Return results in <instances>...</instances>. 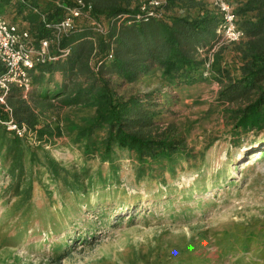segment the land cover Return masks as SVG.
Segmentation results:
<instances>
[{"label": "trees", "instance_id": "1", "mask_svg": "<svg viewBox=\"0 0 264 264\" xmlns=\"http://www.w3.org/2000/svg\"><path fill=\"white\" fill-rule=\"evenodd\" d=\"M83 1L92 6L103 33L76 19L59 39L66 55L36 65L27 93L11 86L5 95L9 110L0 103V169L11 178L8 198H29L36 184L50 197L44 178L84 202L100 187L117 183L123 161L129 162L135 183L167 184L166 177L182 164L202 158H195L188 143L190 129L166 123L162 107L174 104L167 100L173 91L211 80L220 86L214 101L229 143L237 146L251 137L264 145V0H227L243 34L236 43L224 42L217 32L222 17L213 0H158L146 10L140 0ZM70 6L72 0H0V17L26 30L36 46L53 38L47 25L62 20ZM4 72L0 61V75ZM154 73L167 93L118 95V86ZM10 120L18 128L25 125L38 144L30 147L24 137L7 131L3 122ZM63 136L83 164L68 169L44 149ZM93 160L96 168L88 164ZM46 217L57 224L55 215ZM243 235L231 239L243 251L250 250L244 247L253 241L248 237L260 236L264 247V230L248 226ZM220 251L224 257L232 252Z\"/></svg>", "mask_w": 264, "mask_h": 264}, {"label": "rangeland", "instance_id": "2", "mask_svg": "<svg viewBox=\"0 0 264 264\" xmlns=\"http://www.w3.org/2000/svg\"><path fill=\"white\" fill-rule=\"evenodd\" d=\"M219 87L211 80L168 95L174 104L162 107L163 120L190 129L188 143L202 160L182 164L167 184L135 183L123 161L117 183L84 202L44 178L50 197L36 184L18 200L8 198L11 178L0 169V264H264L263 238L248 237V252L231 241L248 226L264 230V145L251 137L229 143L214 101ZM116 89L121 96L168 91L157 73ZM3 124L9 132L23 129L30 147L38 144L25 125L13 131L14 123ZM44 146L68 169L83 164L65 136ZM221 248L232 252L224 257Z\"/></svg>", "mask_w": 264, "mask_h": 264}, {"label": "built area", "instance_id": "3", "mask_svg": "<svg viewBox=\"0 0 264 264\" xmlns=\"http://www.w3.org/2000/svg\"><path fill=\"white\" fill-rule=\"evenodd\" d=\"M140 1L141 10L158 6L160 3L158 0ZM213 2L222 17V24L217 32L222 34L226 43L238 42L243 34L234 24L235 15L230 4L227 0H213ZM79 18L87 20L94 30L103 33V27L92 16V6L83 0H72V6L68 8L66 16L56 24L47 25L48 28H53V38L41 39L35 46L30 42L26 30L0 17V61L5 68V72L0 75V89L3 91L0 97L1 104L5 105V95L13 85L24 93L29 91V72L36 65L56 61L66 55L68 51L59 48V39L72 31L74 21ZM206 67L208 68V64ZM5 110H9L6 105ZM11 123L12 120L9 121V124ZM11 130H16L15 124L11 126ZM22 131L23 129L17 130L16 134L20 136Z\"/></svg>", "mask_w": 264, "mask_h": 264}, {"label": "bare ground", "instance_id": "4", "mask_svg": "<svg viewBox=\"0 0 264 264\" xmlns=\"http://www.w3.org/2000/svg\"><path fill=\"white\" fill-rule=\"evenodd\" d=\"M258 152H259V151H258ZM258 152H256L255 155H256Z\"/></svg>", "mask_w": 264, "mask_h": 264}, {"label": "water", "instance_id": "5", "mask_svg": "<svg viewBox=\"0 0 264 264\" xmlns=\"http://www.w3.org/2000/svg\"><path fill=\"white\" fill-rule=\"evenodd\" d=\"M40 65V64H39Z\"/></svg>", "mask_w": 264, "mask_h": 264}]
</instances>
